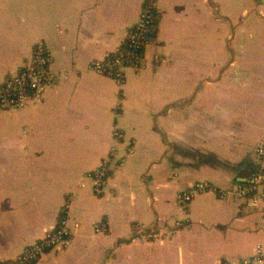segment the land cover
Here are the masks:
<instances>
[{"label": "crops", "instance_id": "1", "mask_svg": "<svg viewBox=\"0 0 264 264\" xmlns=\"http://www.w3.org/2000/svg\"><path fill=\"white\" fill-rule=\"evenodd\" d=\"M144 1L0 0V84L40 40L61 77L41 102L0 110V260L55 230L70 196L71 242L32 264H218L264 245L250 199L177 197L199 180L233 189L257 169L264 2L156 0L154 42L119 87L88 65L122 45ZM115 124L134 151L96 194L80 182L115 144Z\"/></svg>", "mask_w": 264, "mask_h": 264}, {"label": "built area", "instance_id": "2", "mask_svg": "<svg viewBox=\"0 0 264 264\" xmlns=\"http://www.w3.org/2000/svg\"><path fill=\"white\" fill-rule=\"evenodd\" d=\"M264 2V0H259ZM157 1L145 0L135 25L125 32L123 43L114 52H109L100 59L92 60L88 69L95 73L113 79L119 87L126 81L127 69H140L144 60V50L154 42L153 31L156 20ZM61 77L56 75L52 68V56L45 41L35 43L32 54L21 69L4 79L0 84V110L1 109H23L43 100L45 90L57 84ZM121 105H117L115 115L120 116ZM115 144L108 155L103 157L100 165L86 172L80 182L84 187L88 183L96 194H101L109 179L121 169L127 157L134 151V146L125 143L124 132L115 124L113 127ZM125 144L121 153L119 145ZM257 169L246 182L233 189L216 186L207 180H199L190 185L186 191L178 194V201L182 205H188L197 195L214 192L220 197L235 196L248 198L257 206H262L264 218V139L256 147ZM71 196L63 207V214L59 219L58 226L52 232H48L43 238L29 244L23 252L14 259L0 260V264H32L36 262L43 253L54 247L66 248L71 242L72 232L68 225V215ZM180 221L176 226H180ZM105 225H97V232H104ZM264 233V226L262 228ZM140 239L145 237V232L140 231ZM218 264H264V245L257 243L252 253L242 260L222 258Z\"/></svg>", "mask_w": 264, "mask_h": 264}, {"label": "trees", "instance_id": "3", "mask_svg": "<svg viewBox=\"0 0 264 264\" xmlns=\"http://www.w3.org/2000/svg\"><path fill=\"white\" fill-rule=\"evenodd\" d=\"M62 214H63V213L61 212L60 217L62 216ZM60 217H59V219H60ZM57 226H58V225H57ZM57 226H56V227H57Z\"/></svg>", "mask_w": 264, "mask_h": 264}]
</instances>
